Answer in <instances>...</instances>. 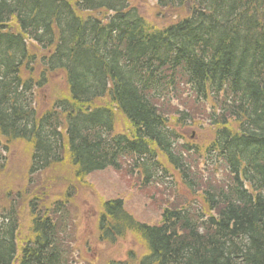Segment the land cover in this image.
Returning a JSON list of instances; mask_svg holds the SVG:
<instances>
[{
    "label": "trees",
    "instance_id": "trees-1",
    "mask_svg": "<svg viewBox=\"0 0 264 264\" xmlns=\"http://www.w3.org/2000/svg\"><path fill=\"white\" fill-rule=\"evenodd\" d=\"M149 1L183 16L159 28L131 0H0V136L31 146L30 187L66 158V185L125 162L146 185L179 174L200 201L166 204L157 224L102 203L99 241L132 234L147 251L120 264H264V0ZM53 77L67 89L40 108ZM188 126L213 139L189 143L177 131ZM73 193L43 211L29 190L6 189L0 264H73Z\"/></svg>",
    "mask_w": 264,
    "mask_h": 264
},
{
    "label": "rangeland",
    "instance_id": "rangeland-1",
    "mask_svg": "<svg viewBox=\"0 0 264 264\" xmlns=\"http://www.w3.org/2000/svg\"><path fill=\"white\" fill-rule=\"evenodd\" d=\"M131 6L136 7L148 22L154 23L159 28L165 22H171L183 16L180 12L163 11L155 2L149 0H131ZM66 89L67 85L61 77H53L46 89L36 96L37 105L43 109L50 106L64 94ZM199 119L197 117V122ZM116 129L120 132L130 131L121 117L116 121ZM177 131L194 145L205 141V137L209 140L213 139V133L208 129L202 131L194 126H188L178 128ZM4 147L7 148L5 152L7 165L4 172L0 174V198L3 199L6 189L15 193L29 190L30 195L34 194L38 198L42 210L49 211L56 202L64 200L71 187L75 189L76 193H73V199L68 207L71 213L69 229L73 264H120L128 261L131 253L138 260L145 257L147 251L144 243L132 234L119 239L115 245L99 241L98 219L101 205L107 200H123L125 208L131 215L139 222L150 225L161 221L163 207L168 203H176L177 200L180 204L184 203L183 200L191 203L195 200L200 201L190 196L181 184L179 174L173 170L170 169L173 179L167 178L165 173H160V178L154 184L146 185L140 172L133 171L129 162H125L120 171L107 169L91 175L82 182L73 179L66 185L63 179H67V176L63 172L71 170L69 159L66 158L63 165L51 168L37 176L33 186L30 187L28 172L32 155L31 146L23 141L10 143L0 136V149ZM74 182H76L75 185ZM178 196H181V199ZM19 207L22 218L19 241L22 243L30 238L32 218L28 203L21 201Z\"/></svg>",
    "mask_w": 264,
    "mask_h": 264
}]
</instances>
